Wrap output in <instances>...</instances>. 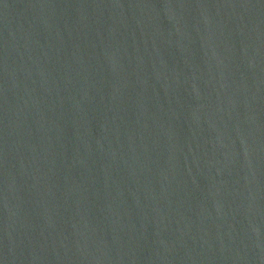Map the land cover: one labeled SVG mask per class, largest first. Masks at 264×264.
<instances>
[{
    "label": "water",
    "instance_id": "obj_1",
    "mask_svg": "<svg viewBox=\"0 0 264 264\" xmlns=\"http://www.w3.org/2000/svg\"><path fill=\"white\" fill-rule=\"evenodd\" d=\"M0 264H264V0H0Z\"/></svg>",
    "mask_w": 264,
    "mask_h": 264
}]
</instances>
